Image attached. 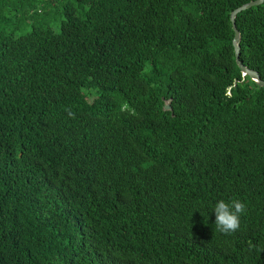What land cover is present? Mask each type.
I'll list each match as a JSON object with an SVG mask.
<instances>
[{
    "label": "trees",
    "instance_id": "trees-1",
    "mask_svg": "<svg viewBox=\"0 0 264 264\" xmlns=\"http://www.w3.org/2000/svg\"><path fill=\"white\" fill-rule=\"evenodd\" d=\"M252 1L0 0V264H264Z\"/></svg>",
    "mask_w": 264,
    "mask_h": 264
},
{
    "label": "clouds",
    "instance_id": "clouds-1",
    "mask_svg": "<svg viewBox=\"0 0 264 264\" xmlns=\"http://www.w3.org/2000/svg\"><path fill=\"white\" fill-rule=\"evenodd\" d=\"M247 206L238 199L226 201L219 199L212 206L215 215V231L223 235H232L240 229L241 216L246 214Z\"/></svg>",
    "mask_w": 264,
    "mask_h": 264
},
{
    "label": "water",
    "instance_id": "water-1",
    "mask_svg": "<svg viewBox=\"0 0 264 264\" xmlns=\"http://www.w3.org/2000/svg\"><path fill=\"white\" fill-rule=\"evenodd\" d=\"M264 0H255L252 2H249L247 4H244L242 6H240L239 8H237L236 10H234L231 14H230V23L232 26V30L234 32V38L232 40V46L234 49V54H235V61L236 64L238 66V68L240 69L241 73L243 76H248L250 78V80H252L253 82H255L257 84L258 87L264 88V81L261 80V78L259 77L258 73L250 70L248 68H246L240 61L239 59V53H240V47H239V42H240V33L236 28L235 25V19L236 16L245 11L248 10L252 7L255 6H260L261 4H263ZM163 111H171V100H166L163 104Z\"/></svg>",
    "mask_w": 264,
    "mask_h": 264
},
{
    "label": "rangeland",
    "instance_id": "rangeland-1",
    "mask_svg": "<svg viewBox=\"0 0 264 264\" xmlns=\"http://www.w3.org/2000/svg\"><path fill=\"white\" fill-rule=\"evenodd\" d=\"M59 7H62V5L60 4L58 6V8ZM42 11H43L44 15L47 16V18H54L55 17L56 22L59 21V17L60 16L55 14V10H53L51 7L45 6L44 8H42ZM57 30H58V28H55V31H57ZM6 31L14 33L15 36H19L20 34H22L24 32V30H15V28L13 26H11V25H8V27L6 28ZM27 31H28V29H27Z\"/></svg>",
    "mask_w": 264,
    "mask_h": 264
}]
</instances>
